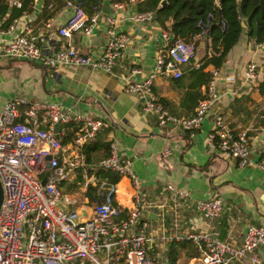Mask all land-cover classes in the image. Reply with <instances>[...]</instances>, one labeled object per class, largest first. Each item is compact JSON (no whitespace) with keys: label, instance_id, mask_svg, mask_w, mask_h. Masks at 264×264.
<instances>
[{"label":"crops","instance_id":"1","mask_svg":"<svg viewBox=\"0 0 264 264\" xmlns=\"http://www.w3.org/2000/svg\"><path fill=\"white\" fill-rule=\"evenodd\" d=\"M0 1L8 5V13L0 22V39L7 41L20 31V27L10 31L13 21L7 22L12 8L16 7L14 2L18 0ZM36 1L30 11L19 18L30 25L41 50L52 55L61 40L58 30L73 17L74 9L65 6L44 21L41 18L42 9L35 8ZM111 5L114 13L110 15L116 20L117 30L128 34L131 43L123 50L110 73L93 71L89 67L47 69L40 64L0 58V110L7 101L23 98L51 102L66 112L107 121L109 128L98 133L94 139L96 151L90 153L88 168L91 170V166L103 157L104 143H114L119 157L132 163V173L141 185L143 218L149 220L148 231L159 237L151 254L158 257L161 264H170L166 259L168 249L171 244H176L178 258L175 264H203L199 251L191 243H169L162 238L195 229L217 233L218 239L240 245L248 225L264 227V173L253 165L239 168L235 161L220 155L209 138L213 132L211 114L192 136L171 127H159L153 116L143 114L141 103L124 91V85L128 81L141 82L154 71L156 54L164 44L162 34L167 33L170 37V23L157 24L153 19L137 23L134 21L138 14L134 2L122 5L120 9ZM106 38V23L100 20L89 37L80 32L74 33L72 42L83 54L96 60L103 53ZM207 50L206 39H197L195 57L182 68L180 79L161 75L153 79V93L171 114L178 117L191 115L192 103L185 101L188 93L204 94L206 86L193 87L195 78L189 74V69H197L203 63ZM249 63L257 67V78L253 82L245 79V67ZM212 69L208 66L205 72L210 73ZM134 70L139 73H133ZM218 73L214 112L223 117L233 133L248 131L250 158L254 163L264 151V48L257 47L244 29ZM65 133V127L59 130L60 141ZM82 145L62 147L67 157H79L83 167ZM164 145L171 150V155L166 158L160 155ZM82 167L81 174L77 173L79 168L75 169L61 183L60 190L62 194L79 198L85 203L80 210V219L85 220L93 213L94 198H88L87 192L94 193L95 197L99 182L104 180L94 174L89 175L88 168ZM78 177L83 181L82 184L76 183L79 193H75L76 188L72 193L65 194V188L72 186ZM92 178L96 182L85 188ZM168 184L186 191L191 200L179 210L181 225L177 230L173 228L172 202L165 191ZM131 194L129 179L121 178L117 184L116 199L122 209L130 208ZM214 196L223 201L227 211L219 219L204 221L194 212V202ZM258 255L263 258L262 251H258Z\"/></svg>","mask_w":264,"mask_h":264},{"label":"built area","instance_id":"2","mask_svg":"<svg viewBox=\"0 0 264 264\" xmlns=\"http://www.w3.org/2000/svg\"><path fill=\"white\" fill-rule=\"evenodd\" d=\"M65 1L66 7L74 9V15L58 30L61 40L54 54H45L32 35L30 25L23 18H17L9 30L20 27V31L7 41L0 39V58L40 64L47 69L89 67L93 71L110 73L131 43L130 36L119 32L116 20L111 15H103L101 9L88 16L70 0ZM122 5L114 4L113 7L120 9ZM14 6L19 7V1H15ZM152 19L151 13L134 17L137 23ZM100 20L106 23V44L102 55L91 60L72 42V36L80 32L89 37ZM203 34L204 31L190 43L180 39L170 43L169 35L162 34L164 44L156 54L154 71L141 82L128 81L124 91L137 98L143 114L153 116L157 126L171 127L191 136L211 114L213 132L209 138L220 155L235 161L239 168L253 165L264 173V151L256 162H251L248 131L233 133L223 117L214 112L217 70L212 69L209 73L205 97L189 117L171 114L152 91L153 79L157 75L173 79L182 77V68L195 57V41L206 36ZM205 39L207 55L211 56L210 39L207 36ZM256 46L264 48V43ZM256 78L257 67L249 63L245 67V79L253 82ZM69 124L78 128L77 145L109 128V123L101 118L66 112L47 101L15 98L7 101L0 110V183L3 190L0 264H161L160 259L151 254L159 237L148 231L149 220L143 218L140 182L132 173L131 161L119 157L114 143L109 145V155L92 165L91 170L112 172L129 179L131 206L124 219H119L122 207L116 199L117 184L106 180L99 182L92 216L85 220L80 219V210L85 203L62 194L61 183L75 169L82 167L79 157L71 159L63 153L58 138L59 130ZM160 155L163 158L171 155L170 148L164 145ZM48 156L49 161L46 160ZM46 171L49 175L42 186ZM95 182L94 178L88 180L85 188ZM165 191L172 202L173 228L177 230L181 225L179 210L191 200L186 191L177 190L173 185L168 184ZM193 210L202 220L211 221L221 218L227 207L214 196L194 202ZM217 236V233L191 229L162 239L169 243H191L199 251L203 264H264V227L248 225L240 245L222 241ZM258 251H262L263 258Z\"/></svg>","mask_w":264,"mask_h":264},{"label":"trees","instance_id":"3","mask_svg":"<svg viewBox=\"0 0 264 264\" xmlns=\"http://www.w3.org/2000/svg\"><path fill=\"white\" fill-rule=\"evenodd\" d=\"M19 7H13L8 23L19 18L24 13L30 11L34 0H18ZM73 4L81 8L88 16L98 11L102 7L104 0H70ZM111 4L128 5L135 3V9L138 14L151 13L155 15L153 21L157 24L165 22L170 23V43L180 39L186 43L193 42L194 38L202 34L210 39L211 56H205L203 63L198 69L191 67L189 74L195 80L193 87L206 86L210 80L209 72H205L208 66L219 71L226 62V57L233 46L238 42L242 32L246 29L248 37L256 44L264 43V0H168L160 7L161 0H109ZM66 6L65 0H45L41 10V18L44 21L51 19L55 12ZM8 13L7 3L0 1V22ZM7 26V24H6ZM205 94L190 92L185 101L192 103V114L195 112L199 102L203 100ZM162 103V101H160ZM166 108L165 104L162 103ZM191 114V115H192ZM189 115V116H191ZM187 116V117H189ZM75 127V128H74ZM66 133L61 139V145L77 144L78 128L75 124H69L65 127ZM96 138V137H95ZM88 140L81 146V153L84 156L83 167L90 165V153L96 151L94 139ZM109 143H104V159L109 155ZM99 160V161H100ZM82 169L77 173L80 175ZM88 174H94L100 180H106L110 184H118L120 177L117 174L107 171L87 170ZM82 184L81 177L77 181L65 188V194L72 193L77 188L76 183ZM94 190V189H91ZM89 192V191H88ZM88 198H94V193H88ZM127 208L121 209L119 219L126 217ZM178 258V249L176 244H171L166 259L170 264H175Z\"/></svg>","mask_w":264,"mask_h":264},{"label":"water","instance_id":"4","mask_svg":"<svg viewBox=\"0 0 264 264\" xmlns=\"http://www.w3.org/2000/svg\"><path fill=\"white\" fill-rule=\"evenodd\" d=\"M79 1L80 0H75L76 3H79ZM44 2H45V0H37L36 3H35V8L38 9V10L42 9V7L44 6ZM167 2H168V0H161L160 7H163ZM101 13L103 15H110V14L114 13V10H113L112 5H111L109 0H104L103 1L102 7H101ZM153 17H155V15H153ZM204 38H206V36ZM46 160L49 161L50 157L49 156L46 157ZM47 167H49L48 163H47ZM48 175H49V172L46 171L45 174H44L43 179L41 180V185L42 186L45 185ZM2 199H3V190H2L1 183H0V206H1V203H2Z\"/></svg>","mask_w":264,"mask_h":264},{"label":"rangeland","instance_id":"5","mask_svg":"<svg viewBox=\"0 0 264 264\" xmlns=\"http://www.w3.org/2000/svg\"><path fill=\"white\" fill-rule=\"evenodd\" d=\"M75 193H77V194L79 193V190H78V188H77V190H76V192H75Z\"/></svg>","mask_w":264,"mask_h":264}]
</instances>
